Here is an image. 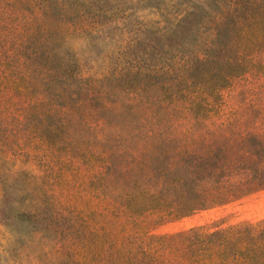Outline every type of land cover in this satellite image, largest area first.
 I'll use <instances>...</instances> for the list:
<instances>
[{"label":"trees","instance_id":"obj_1","mask_svg":"<svg viewBox=\"0 0 264 264\" xmlns=\"http://www.w3.org/2000/svg\"><path fill=\"white\" fill-rule=\"evenodd\" d=\"M76 2L0 0L1 224L81 264H264V218L154 232L264 189V0H168L113 58L69 44L104 31Z\"/></svg>","mask_w":264,"mask_h":264},{"label":"rangeland","instance_id":"obj_2","mask_svg":"<svg viewBox=\"0 0 264 264\" xmlns=\"http://www.w3.org/2000/svg\"><path fill=\"white\" fill-rule=\"evenodd\" d=\"M76 6L83 13L81 20L86 30H104L98 34L92 46H86L85 38L69 39V44L80 50L90 49L95 55L106 52L115 55L116 43L120 38L122 45L136 30H161L168 19L172 17V10L168 0H76ZM114 52V54H113ZM88 54V53H87ZM91 54L92 56H95ZM238 91V90H237ZM238 93V92H237ZM235 93L233 99L242 100L243 96ZM33 165L34 173L39 169ZM6 166L0 165V170ZM29 174H23V177ZM0 179V199L3 187ZM50 182L46 178L27 181L21 180L10 192L44 194L46 185ZM17 188V189H16ZM17 200L16 193L10 200ZM24 198L19 201L23 204ZM10 205V204H9ZM264 218V189L249 194L234 202L200 211L194 215L169 222L155 229V233H173L196 225H221L238 223L241 221H257ZM43 224V223H42ZM38 226L20 223L8 224V228L1 224L0 219V264H81L76 257H71L64 249H58L61 243L51 242L52 230L36 233ZM10 227V229H9ZM62 248H64L62 246Z\"/></svg>","mask_w":264,"mask_h":264}]
</instances>
